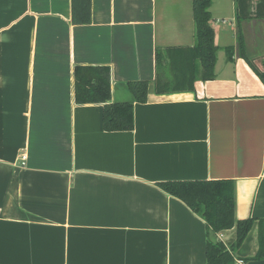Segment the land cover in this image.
I'll list each match as a JSON object with an SVG mask.
<instances>
[{
  "label": "crops",
  "instance_id": "crops-1",
  "mask_svg": "<svg viewBox=\"0 0 264 264\" xmlns=\"http://www.w3.org/2000/svg\"><path fill=\"white\" fill-rule=\"evenodd\" d=\"M210 1L214 77L157 93L156 48L194 44L193 0H90L87 24L72 0H0V264H204V220L158 184L208 179L233 180L253 219L235 264H264V0ZM75 65L110 67L132 130L74 102ZM131 80H149L144 103Z\"/></svg>",
  "mask_w": 264,
  "mask_h": 264
},
{
  "label": "trees",
  "instance_id": "trees-1",
  "mask_svg": "<svg viewBox=\"0 0 264 264\" xmlns=\"http://www.w3.org/2000/svg\"><path fill=\"white\" fill-rule=\"evenodd\" d=\"M210 0H193L192 18L195 42L192 46L156 48L154 88L157 93L193 90L196 80L214 77L217 46L211 25ZM71 21L87 24L91 19L90 0H72ZM236 46L243 55L244 40L237 30ZM233 48H226L227 56ZM229 57V56H228ZM264 83V73L254 70ZM137 103L147 100L149 80L126 83ZM73 98L77 104H102L103 128L106 131H128L134 127L132 102H111V69L107 65H75ZM163 190L182 200L198 214L206 226V261L204 264H235L234 249L245 239L253 219L235 218L234 182L231 179L166 181ZM234 227L235 240L226 246L218 237ZM264 256V228L259 233V250L253 258Z\"/></svg>",
  "mask_w": 264,
  "mask_h": 264
},
{
  "label": "built area",
  "instance_id": "built-area-1",
  "mask_svg": "<svg viewBox=\"0 0 264 264\" xmlns=\"http://www.w3.org/2000/svg\"><path fill=\"white\" fill-rule=\"evenodd\" d=\"M20 160H21V163L23 164V161L25 160V154L24 153L21 154Z\"/></svg>",
  "mask_w": 264,
  "mask_h": 264
}]
</instances>
